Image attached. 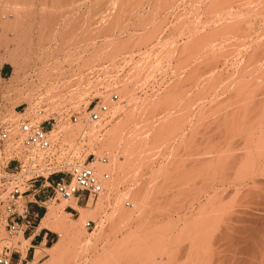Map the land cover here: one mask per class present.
Wrapping results in <instances>:
<instances>
[{"label":"rangeland","instance_id":"374dc122","mask_svg":"<svg viewBox=\"0 0 264 264\" xmlns=\"http://www.w3.org/2000/svg\"><path fill=\"white\" fill-rule=\"evenodd\" d=\"M2 20L9 29L0 33V132L8 125L17 135L25 119H50L45 125L51 128L56 156H63L64 146L73 149L68 166L50 173L51 181L88 156L90 162L102 155L109 161L114 152L123 156L104 191L88 203L81 200L77 211L64 209L69 202L63 197L48 201L50 208L61 206L60 215L87 237L61 233L56 257L43 264H195L193 252L199 247H205L204 264L260 262L264 215L241 213L239 224L250 221L246 229L227 232L214 245L207 240L206 246H193L184 231L192 228L200 206L195 196L203 186L201 167H206L200 151L218 141L224 121L231 118L228 110L241 93L248 94L237 88L252 79L256 62L249 61L251 51L264 41V0H0L1 27ZM126 85L134 98L129 105L120 92ZM114 92L121 105H128L127 112L113 109ZM99 99L110 105L109 125L101 131L88 124L89 133H80L84 125L74 122L73 114L83 116L88 104ZM22 157L21 137L0 140V211L6 191L1 177ZM43 179L39 176L36 183ZM220 188L225 197L235 190ZM250 197L246 200L255 202ZM90 211L94 218L87 216ZM21 238L9 235L0 222V252L7 246L24 249L27 241L19 244Z\"/></svg>","mask_w":264,"mask_h":264},{"label":"bare ground","instance_id":"6f19581e","mask_svg":"<svg viewBox=\"0 0 264 264\" xmlns=\"http://www.w3.org/2000/svg\"><path fill=\"white\" fill-rule=\"evenodd\" d=\"M88 1L89 0H81V3L88 2ZM5 13L8 16V12L5 11L2 13V16L4 18L7 17L6 15H4ZM6 21L1 22L2 23L1 25H3L2 27L0 26V33L1 34L3 31H8V29H9V22L8 21L6 22ZM222 30H223V28H222ZM194 32L197 33V32H199V30L197 29V30L193 31V33ZM263 35L261 37H263ZM174 38H175V36H174ZM175 39H174V41H175ZM258 39H259V37H258ZM262 39L263 38H261V40L259 39V41H262ZM178 42H179V40L176 39L175 47H177ZM262 42L263 43L260 42V44H258V42H256L259 45V47L257 49L254 48L253 52L251 51L252 54L250 57L251 59L249 61L256 62L255 65H253V67H251V71L248 70V71H250L249 74L251 75L252 79H250L249 82H247L244 85H241V86H239V88H237V89H239V91H243V92L245 91L248 94L244 95L243 93H241V96L238 100V104L235 106V108L228 110V114L231 115V118H229L227 116L226 120L224 121V126L226 125V128L223 127L224 128L223 130L220 129L221 131L219 133L218 141L213 142V143L211 142L210 147L208 146L207 149L204 148L207 151L203 150L204 152H202V153L200 151V154H202V155H203V153H205L203 155V158L200 159L197 156H195V158L197 157V159H195V160H198V159L202 160L203 159L206 162V167H201L202 170H203V168L205 169L204 170V179L202 180L203 186L200 188V190H198L196 192V196L194 195L195 201L196 200L199 201V204H200V206L198 208V212L196 211L197 214L193 215V216H196L195 221H193L194 222L193 224L191 222L192 228H188V227H190V226H188L186 231H184L188 234L187 236L191 237V238H189V237L188 238L191 240L190 242H191V245H193V246L196 245V243L199 244L201 242H205V244H203V243L202 244H203V246H206L207 240H210L209 241L210 245L211 244L214 245V244H217L219 241L221 242V240L223 238V234H226L227 232H231V231L233 232V231H235L234 229H243V230L246 229V223L250 222L247 219L244 222H242L245 225L240 223V224H242V227L237 228L238 227L237 225L239 224L240 219L242 220V218H239L241 216V213H245V214L247 213L248 214L251 212V213H254L252 215L261 216V217L264 215V46H263V48H261V46H262L261 44L264 45V41H262ZM243 47H247L246 44ZM242 49H244V48H242ZM240 54L242 56L245 55L243 52ZM242 56H241V58L243 59L242 61H244V56L243 57ZM238 59L239 58L237 56L236 61H238ZM85 65H86V63H84V66ZM65 70H67V69H62V71H65ZM69 71L72 72L73 68H70ZM225 71H227V70H225ZM248 71H246V72H248ZM206 74H207V72H206ZM226 74H228V73L226 72ZM216 76H218V75L216 74ZM219 76H220V74H219ZM204 77H206V75ZM206 78L208 80H210L208 77H206ZM228 78H230V80H231V77H228ZM228 80L229 79H227V81ZM220 82H222V80ZM223 84H224V82H223ZM230 84L231 83L229 82V85ZM226 85L228 86V83ZM228 90H230V88ZM120 92L122 94L123 99H126V101L128 102V105L133 102L134 98L130 94L129 86H127V85L124 86L123 88H121ZM236 92L238 93V91H236ZM211 96H213V94ZM209 97H210V95H209ZM113 102L114 103L112 104L113 105L112 107L116 113L127 112L126 107L128 105L127 106L121 105L120 99L113 98ZM119 102H120V104H119ZM209 109H211V108H209ZM223 117H224V113H223ZM211 122L213 123L212 120H211ZM77 123H82L84 125V126H82V130H80V133H83V134L86 132L89 133L91 124L85 125V123L82 122V120L77 121ZM248 123H249V127H247V128H249V129L247 131V129L245 127H246V124H248ZM219 125L223 126V123H221V120L219 122ZM239 128H241V131ZM238 129L240 132H237ZM244 129H246V131H244ZM112 134H114V133L111 132V134H109V138L114 137ZM237 136H239V137L237 138ZM110 144H111V142H105V145H107L109 147H110ZM114 153H116V152H114ZM114 153L113 154L110 153V160L109 161H103V159H101V158H98V160H94L95 159L94 158L93 159L94 161L91 162V164L97 170L99 177L101 179H103V177H106L105 178L106 180L103 179V182H106L107 184H109V179L111 177L112 170L114 169V167L117 164L121 163V161L123 159V156H120L121 154L120 155L118 154V157H117ZM198 154H199V152H198ZM202 155H201V157H202ZM205 162H204V164H205ZM194 168H195V166H194ZM200 172H201V170H200ZM200 172H199V174H200ZM200 176H203V175H200ZM218 183H219V185L221 184L222 188H220L219 186L217 187ZM227 185H231L232 187H235V190L230 192L231 194L233 193V195L230 194L229 196L227 195V197H225V196H222L221 195L222 193L220 194L218 192V190H219V188L221 190H223L224 188L227 187ZM245 185H246V187L242 189V187ZM216 188H217V191H216ZM214 190H215V193H218V194H215L214 196L210 195V194H212L210 192L213 191V193H214ZM243 190H244V192H243ZM226 193H228V192H226ZM254 194H257L258 196L255 197ZM204 195L205 196L210 195V198L204 197L205 199H208V200L206 202L204 200V202L201 203L202 197ZM250 195H252L253 199L255 197V200H254L255 202H251L252 199H249V200H251L250 202L247 201L248 198H251ZM247 196H249V197H247ZM91 198H93V196H91ZM64 200H67L68 202H72V203H77V197H74V196L64 198ZM190 200H192V199H190ZM193 202L194 201H192V204H193ZM190 203L191 202L189 201L188 205L192 206V204H190ZM251 203H253V204H251ZM195 204H194V206H195ZM192 208H195V207H192ZM61 209H62L61 206L60 207L59 206H56V207L53 206V208L51 207L47 213V217L45 218V222L49 223L50 220L51 221L53 220L54 223L52 226L57 228L61 233H67L69 235H72L73 238H76V237L78 238L81 236L83 238V235H84L85 236L84 240H85L87 237L86 232L83 230L77 231L76 228H78V227H76L73 223H70L68 218L62 217L64 214L62 216L60 215ZM87 216L94 218L95 212L90 211L87 213ZM244 218H247V217H244ZM263 218H264V216H263ZM180 219H182V218H180ZM177 221H178V219H177ZM46 223H45V225H46ZM77 223H79V222H77ZM261 224H262L261 226L263 229L264 228V222H261ZM18 235L21 236L22 232H19ZM22 237H23V235H22ZM23 239L24 238H21L20 242H22ZM80 242H81V240H80ZM55 247H53V249H51V254H52L53 258L56 257L55 253H57ZM190 248H192V246ZM203 248H204V250H203ZM203 248L200 250V247H199V248H196V250H194L193 256L196 255L195 258H197L195 264H200V262L202 261L201 257H204V254H205V247H203ZM142 255H144V254H142ZM201 255H203V256H201ZM208 259L210 260L209 263H211V260L213 261L212 254L209 253ZM260 259H261L260 262L259 263L257 262V263L258 264H264V255L263 254H262V258H260ZM206 260H207V258H206ZM53 261H55V260L53 259ZM202 263H203V261H202ZM51 264H54V263L51 262Z\"/></svg>","mask_w":264,"mask_h":264},{"label":"built area","instance_id":"2783aa9c","mask_svg":"<svg viewBox=\"0 0 264 264\" xmlns=\"http://www.w3.org/2000/svg\"><path fill=\"white\" fill-rule=\"evenodd\" d=\"M112 98H118V93L114 92ZM74 122L82 120L85 125L94 124L103 131L111 120L110 105L101 99L91 101L86 111L82 114H73ZM50 123V119L42 121H32L25 119L19 125V133L12 136L11 127L2 126L0 140L8 141L10 138L21 137L23 147L22 159L17 158L18 162L14 165L12 172L2 175V185L6 188L2 199V210L0 211V222L5 224L9 235L22 232L25 227L33 223L32 211L29 203L33 196L28 195L34 187L41 186L46 189L52 186L53 192L47 197L48 201L58 200L60 197H77L86 203L91 196L95 197L104 191L103 179L90 161H76L70 163V169L64 174L59 173L51 181L50 173L59 172L63 167L68 166L66 160L70 159L73 149L64 146L61 153L62 157L56 156L54 145L50 138L51 128L45 125ZM95 155L92 156V160ZM103 161H107V155L100 156ZM60 159V160H59ZM49 173L45 175V172ZM39 176H44L40 183ZM106 178V177H105ZM25 187V188H24ZM85 195V199H83ZM92 224V220L87 221V226ZM0 264H11L10 253L0 252Z\"/></svg>","mask_w":264,"mask_h":264},{"label":"crops","instance_id":"0c3cea01","mask_svg":"<svg viewBox=\"0 0 264 264\" xmlns=\"http://www.w3.org/2000/svg\"><path fill=\"white\" fill-rule=\"evenodd\" d=\"M7 66H3V73L6 71ZM50 194V188L44 189L41 186L34 187L28 193V195L33 196L32 201L29 203L33 223L22 231L23 238L27 241L24 249L15 246L13 248L6 247L5 251L10 253L11 264H43L51 258V249L60 243L63 236L57 228L52 226L53 220H50L49 223L45 222L50 209L47 198ZM80 203L84 202L81 200H77V203L69 202L64 209L72 208L77 211L78 207L76 206H82ZM65 212L69 213L67 210Z\"/></svg>","mask_w":264,"mask_h":264}]
</instances>
